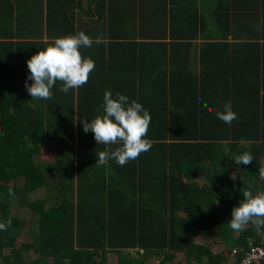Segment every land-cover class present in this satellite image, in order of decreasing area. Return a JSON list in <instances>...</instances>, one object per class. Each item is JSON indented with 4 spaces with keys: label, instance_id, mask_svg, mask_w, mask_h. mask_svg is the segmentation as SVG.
Returning a JSON list of instances; mask_svg holds the SVG:
<instances>
[{
    "label": "trees",
    "instance_id": "1",
    "mask_svg": "<svg viewBox=\"0 0 264 264\" xmlns=\"http://www.w3.org/2000/svg\"><path fill=\"white\" fill-rule=\"evenodd\" d=\"M46 10L57 14L30 17L32 40H10L9 23L0 17V222L12 221L0 230V264H26L29 251L36 254L32 264H107L109 253L116 254V264H149L150 258L165 264L179 255L185 261L177 264H226L233 249L239 260L251 245L264 244V227L248 223L237 232L228 223L243 199L240 189L264 190L259 175L264 94L257 81L250 88L242 83L231 89L233 80L225 77L223 95L200 96L212 111L197 98H182L184 103L177 105L165 95H151L145 103L123 70L137 43L128 34L97 27L85 33L94 43L97 36L103 39L94 45L99 58L90 74L110 64L109 80L88 81L68 93L57 81L50 99L31 98L25 87L26 80L32 83L27 60L45 48L43 31L47 38L79 32L62 2L48 0ZM160 30L165 31L164 25ZM155 32L154 37L166 38V32ZM260 35L264 40V12ZM106 90L136 100L151 116L145 138L152 147L123 166L112 159L95 163L96 153L117 145L96 144L81 123L103 113ZM225 102L237 115L231 124L215 115ZM44 143L55 145L51 161L41 160ZM243 151L253 160L237 165L235 158ZM42 188L43 196L28 197ZM12 200L37 216L31 240L18 246L23 220L12 213ZM209 229L224 246L219 252L195 240Z\"/></svg>",
    "mask_w": 264,
    "mask_h": 264
},
{
    "label": "crops",
    "instance_id": "2",
    "mask_svg": "<svg viewBox=\"0 0 264 264\" xmlns=\"http://www.w3.org/2000/svg\"><path fill=\"white\" fill-rule=\"evenodd\" d=\"M58 1L66 14L73 16L78 31L88 34L98 27L104 32L128 34L137 43L131 46L135 48L134 58H126L123 70L127 80L136 82L135 96L145 103L150 102L151 95H165L169 104L177 105L184 103L182 98L221 96L225 77L233 80L231 89H238L242 83L250 88L257 81L259 94H264V40L260 35L263 0ZM47 2L0 0V17L9 23L10 40H32L30 17L38 12L44 17L57 14L52 10L48 13ZM161 25L165 31L160 30ZM155 31L166 32V38L154 37ZM44 32L41 40H51ZM94 45L81 47V54L98 59ZM129 65L136 66L128 71ZM109 70L110 64L90 74L88 81L96 85L109 80ZM183 109L179 108L180 112ZM159 205L165 204L151 206Z\"/></svg>",
    "mask_w": 264,
    "mask_h": 264
},
{
    "label": "clouds",
    "instance_id": "3",
    "mask_svg": "<svg viewBox=\"0 0 264 264\" xmlns=\"http://www.w3.org/2000/svg\"><path fill=\"white\" fill-rule=\"evenodd\" d=\"M43 43L46 47L39 49L27 60V79L32 83L29 85L26 80L25 87L31 98L50 99L51 89L57 81L62 83L60 90L64 93H68L70 89H78L88 82L95 63L80 52L81 47L88 48L93 44V40L84 31L46 39ZM95 43H103V39L97 36ZM197 100L204 108L212 111L202 97H197ZM215 115L227 124L237 119L230 102H225L222 110H216ZM150 122V113L141 103L136 100L129 102L128 97L121 93L113 97L108 90L103 97V113L90 121H81L83 130L94 134L96 144L117 145L114 149L106 148L96 153L95 163L106 165L112 159L121 166L152 147L151 141L145 138ZM252 160L253 155L249 151H243L235 158V163L248 165ZM259 175L264 179V167L259 168ZM232 179H236L235 175ZM240 191L243 199L232 210L231 219L228 221L230 228L238 232L248 223L257 229L264 227V190L255 193L250 189ZM11 223V219L0 222V230L6 231Z\"/></svg>",
    "mask_w": 264,
    "mask_h": 264
},
{
    "label": "rangeland",
    "instance_id": "4",
    "mask_svg": "<svg viewBox=\"0 0 264 264\" xmlns=\"http://www.w3.org/2000/svg\"><path fill=\"white\" fill-rule=\"evenodd\" d=\"M55 151V145L50 144V143H44L42 145V153H41V160L45 161H51L53 158V153ZM262 163L264 164V158L262 159ZM232 175H235V173H232ZM44 188L35 191L31 193L28 197L29 198H35L39 196L44 195ZM12 202V213L13 214H19L20 218L23 220V229L21 231V234L19 238L16 241V245L18 246L21 242L24 241H30L31 240V235L34 233V230L36 229L37 226V216L32 213L28 208L17 204L16 201H11ZM213 229H209L207 231H204L200 234V236L196 237L195 240L207 245L210 247L214 252H219L221 251L224 246L220 241H214V238L212 237ZM9 252V249L6 248L4 249V253L7 254ZM36 258V254L33 253L32 251H29L26 258H25V263L26 264H32L30 263L31 260ZM117 256L115 253H109L107 255V264H116ZM185 258L183 255L177 256L172 262H168L165 264H177L178 262H184ZM149 264H160L158 258H150L149 259Z\"/></svg>",
    "mask_w": 264,
    "mask_h": 264
},
{
    "label": "built area",
    "instance_id": "5",
    "mask_svg": "<svg viewBox=\"0 0 264 264\" xmlns=\"http://www.w3.org/2000/svg\"><path fill=\"white\" fill-rule=\"evenodd\" d=\"M236 258V251L233 249L226 264H264V244L251 245L239 260Z\"/></svg>",
    "mask_w": 264,
    "mask_h": 264
}]
</instances>
